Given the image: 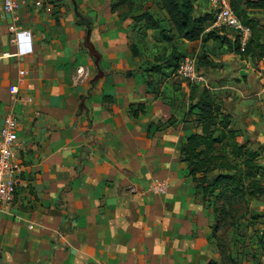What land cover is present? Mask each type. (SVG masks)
<instances>
[{"label": "crops", "instance_id": "1", "mask_svg": "<svg viewBox=\"0 0 264 264\" xmlns=\"http://www.w3.org/2000/svg\"><path fill=\"white\" fill-rule=\"evenodd\" d=\"M246 1L257 0L233 7L260 45L249 54L223 31L217 41L173 37L159 0H20L16 15L0 0V127L16 114L23 166L0 210V264L218 262L212 213L181 148L200 131L191 107L204 88L220 108L217 133L236 130L239 142L251 135L264 147V8ZM199 6L198 16L208 13ZM145 11L163 32L134 20ZM21 29L34 52L18 58ZM173 51L201 60L204 85L166 68ZM155 179L168 182L167 194L148 190Z\"/></svg>", "mask_w": 264, "mask_h": 264}, {"label": "trees", "instance_id": "2", "mask_svg": "<svg viewBox=\"0 0 264 264\" xmlns=\"http://www.w3.org/2000/svg\"><path fill=\"white\" fill-rule=\"evenodd\" d=\"M159 3L167 14L168 21L173 30V35L179 38H184L187 41L201 39L202 42H207L208 40L217 41L221 39L218 32L224 30V28H216L207 31L208 25H210L213 20L212 13L208 12L204 15L198 16L195 13L193 0H159ZM233 3L234 0H231L232 8ZM245 4H247L248 7L264 8V0H257L256 2L246 1ZM133 18L136 22H143L146 29L160 30L161 32L164 31L161 28V21L154 17L149 11H145ZM243 23L251 26L250 19L243 20ZM252 35L245 51L241 54H249L254 48L260 47V45L257 44V39H252ZM233 43L235 45V50L238 52L239 49L237 43L234 41ZM184 56L173 51L170 56L164 60L166 68L171 69L174 72L179 61ZM196 65L197 68H199L197 57ZM194 108L198 109L196 122L197 126L200 127L201 132L195 133L194 131L186 139V142L181 148V155L182 161L187 163L188 175L196 183V192L201 195L202 200L210 205L207 200L209 195L213 193V190H218L217 197L222 198V206L227 207V209H233L236 200L243 199L247 192L252 195L263 194L264 185L259 182L260 180L257 181L259 172L257 170L258 167H256L254 163L255 158H257L256 151L246 148L244 144L230 141L228 138L229 135L225 132L220 131L216 133L217 117L220 114V108L205 88L201 92L199 101L195 105H192L191 109ZM214 133L217 136H215ZM219 146H224L221 147L222 155L220 156L214 153V151L220 149ZM227 146L229 149L227 154L233 159L234 157L240 159L239 166H237L235 173H220L216 177H213L214 179L212 178V183L209 184L208 172L211 173L213 169H204V166L211 161L221 160L222 162H226L227 157L223 152ZM221 180H224L223 183H220ZM217 197L215 195L214 202L217 200ZM217 208L218 207L213 209L212 213L216 212ZM213 216L214 215H212V219ZM213 233L214 227L212 229V234Z\"/></svg>", "mask_w": 264, "mask_h": 264}, {"label": "rangeland", "instance_id": "3", "mask_svg": "<svg viewBox=\"0 0 264 264\" xmlns=\"http://www.w3.org/2000/svg\"><path fill=\"white\" fill-rule=\"evenodd\" d=\"M193 1L196 3V5H194L195 10L197 6L200 8L199 5H202L206 11L211 13L209 0ZM149 6L154 7L153 1L149 3ZM236 7L234 11L243 22V20L247 19V16H245V14L241 15L242 9L240 5H236ZM248 26L253 31V28L250 25ZM222 31L232 35L231 30L224 28ZM173 37L176 36L173 35ZM201 64V60H198V65L200 66ZM200 132L201 131H198V133ZM229 137L230 141L244 144L246 148L256 151L257 158H255L254 163L256 167H258L257 170L259 172L257 181L260 180L259 182L264 185V147L254 141L255 139L251 135L249 136L250 140H242V143L239 142L240 139H236L241 138V136L236 130H232V134ZM221 147L224 146H219L220 149L214 151L218 156L222 155ZM225 151L223 153H225L224 155L227 157L226 162H222L221 160L211 161L204 166V169H213L211 173L208 172L209 184L212 183L213 177H216L220 173L233 174L237 166H239L240 159L237 157L233 159L227 154L229 152L228 146L225 148ZM223 181L224 180H221L220 183H223ZM248 193L249 192L245 194L243 199L236 200L233 209H227V207L222 206V198L217 197L218 190H213V193L209 195L207 200L208 203H210L208 208H210L211 213L213 209L218 207L217 211L212 213V215H214L212 219V229L214 227V233L211 237V244L215 247L219 256L218 262L212 261L209 264H264V192L260 195ZM215 195L217 200L214 202Z\"/></svg>", "mask_w": 264, "mask_h": 264}, {"label": "built area", "instance_id": "4", "mask_svg": "<svg viewBox=\"0 0 264 264\" xmlns=\"http://www.w3.org/2000/svg\"><path fill=\"white\" fill-rule=\"evenodd\" d=\"M213 20L210 29L225 28L232 31L233 41L237 43L240 53H243L250 41L252 30L236 15L231 6V0H209ZM20 0H2V9L5 13L16 15ZM14 56L23 58L33 54L34 39L29 30L21 29L14 34ZM81 69H79L80 71ZM174 73L190 85H204L206 83L200 69L197 68L196 58L185 55L178 63ZM28 76L25 69L18 71V83H24ZM24 103L30 102V97H21ZM19 119L15 113L5 115L0 127V210L12 203L15 197L19 176L22 172V163L18 157L21 144L18 140L17 129ZM148 190L156 195H165L168 191L166 180H153Z\"/></svg>", "mask_w": 264, "mask_h": 264}]
</instances>
